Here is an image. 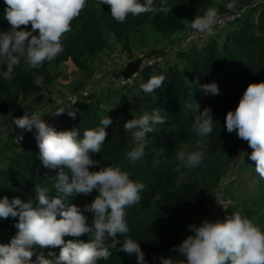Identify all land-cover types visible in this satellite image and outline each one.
I'll use <instances>...</instances> for the list:
<instances>
[{"label":"trees","instance_id":"obj_1","mask_svg":"<svg viewBox=\"0 0 264 264\" xmlns=\"http://www.w3.org/2000/svg\"><path fill=\"white\" fill-rule=\"evenodd\" d=\"M255 3L254 0L242 3L248 7L239 18L220 30L225 34L223 38L211 36L201 48L193 45L174 55L178 63L167 61V66L145 68L135 86L115 91L119 93L117 100L110 102L105 100L107 98L84 96L72 104V100L66 99L60 103L61 108L76 111L74 119L67 113L53 118L45 114L43 118L57 131L80 129L81 138L84 130L100 127L104 117L113 120L106 130L108 137L101 153L92 155V159L101 163L90 170L119 166L130 173V179L146 185L140 203L126 209V219L129 226L127 237L140 244L148 264H161V257L185 259L173 248L193 234L189 225L199 226L203 222L228 168L237 166V177L241 172H247L255 178V183L246 192L242 206L233 202L225 211L223 220L240 211L264 231V179L256 173L255 162L250 159L253 149L248 148L244 163H241L239 156L248 143L238 138L236 132L229 134L225 125L227 112L236 109L247 86L264 81V4L255 6ZM155 4L159 6L160 0H155ZM167 4L172 12L145 13L138 17L129 15L125 22L118 23L111 17L108 5H99L98 0H87L79 17L71 22V31L62 41L64 52L57 58L45 61L35 69L28 68L21 60L11 81L3 79L6 66L0 63V120L40 93L43 85L49 86L57 80L50 70L52 65L72 61L77 68L86 69V59L110 48L106 31L119 42H128L134 33L144 36L147 24H151V31L165 37L181 35L190 29V22L196 15H203L208 7L214 6V0H167ZM5 8L4 0H0V31L10 29L4 18ZM226 12L234 13L222 5L218 6L219 14ZM25 30L30 31L31 25ZM34 34L38 35V31ZM160 75L166 80L156 92L145 94L139 88L150 77ZM213 82L219 87L218 95L206 94L199 87ZM206 107L211 109L213 130L208 137L202 138L193 131L192 124L195 116ZM155 109L160 110V115L166 119L165 124L155 125V131L146 134L142 158L134 163L127 161L126 154L137 145L133 143L131 134L124 131V123L144 112L151 114ZM35 133V128L32 131L21 130L18 134L10 133L11 138L19 141V146L13 144L4 150L8 154L7 168H0V199L5 196L9 201L16 197L24 202L31 199L36 206V185L49 188L50 197L58 195L52 189L50 178L59 170L42 165ZM21 135L23 139L19 140ZM198 143L202 144L205 152L202 164L192 170L181 167L177 171L176 153L180 150L195 151ZM96 195L94 190L89 195L69 196L65 202L66 205H78L83 210L84 205L90 204ZM157 195L160 198L154 201ZM85 215L91 223L92 214ZM17 222L18 217L0 219V244H8L17 233ZM68 239L72 238L65 237ZM79 239L87 242L89 236L85 234ZM118 239L122 244L124 237ZM106 243L110 244V240ZM109 250L112 255L97 264H137L135 255ZM36 251H43L45 255L52 251L59 255V248L37 247Z\"/></svg>","mask_w":264,"mask_h":264},{"label":"clouds","instance_id":"obj_2","mask_svg":"<svg viewBox=\"0 0 264 264\" xmlns=\"http://www.w3.org/2000/svg\"><path fill=\"white\" fill-rule=\"evenodd\" d=\"M4 4V18L10 29L0 31V63L6 66L3 79L11 81L21 60L28 68L35 69L64 52L62 41L71 31V22L86 7L87 0H4ZM98 4L108 5L111 17L118 23L125 22L129 15L138 17L145 13L172 12L167 0H160L159 6L155 0H98ZM225 7L232 10L235 5L228 3ZM219 22L218 9L208 7L203 15L195 16L190 28L196 34L213 36ZM29 24L31 30H25ZM37 31L38 35H35ZM165 80L163 75L152 76L139 88L150 94L162 88ZM199 87L206 94H219L215 82ZM70 99L72 104L77 102ZM195 107L198 109L199 106L195 104ZM64 113L73 119L76 117V111L63 108L55 116ZM42 117L39 111L31 115L25 112L13 123L24 131L36 129L35 139L42 165L59 170L50 178L52 189L58 195L50 197L49 188L36 185V206L31 199L27 202L18 197L11 201L7 196L0 199V219L18 217L17 233L8 244H0V264H97L112 255L110 248L129 256L135 255L137 264H148L140 244L127 237L129 226L126 219V209L140 203L146 185L130 179V173L119 166L90 170L101 163L92 159V155L101 153L108 137L106 130L113 120L104 117L100 127L84 130L81 138L80 129L57 131ZM165 120L160 110L155 109L151 114L144 112L124 123V131L131 134L137 145L126 154L127 161L134 163L145 155L146 134L154 132L155 125L165 124ZM225 125L229 134L236 132L238 138L247 141L253 149L250 159L255 162L256 173L264 179V81L247 86L236 109L227 112ZM212 126L211 109L206 107L195 116L192 129L198 136L206 138L212 132ZM22 139L23 136H19V140ZM244 155L241 152L239 156L241 163H244ZM204 157L200 143L195 151H178L177 171L181 167L188 170L198 167ZM94 190L96 197L84 205L83 210L75 204L66 205L67 197L89 195ZM159 198L157 195L154 201ZM218 203L224 207L222 202ZM85 213L92 214L91 223ZM189 228L193 234L173 248L185 259L161 257V264H264V231L240 211L231 213L223 221L205 219L199 226L192 224ZM85 234L89 236L87 242L79 239ZM120 236L124 237L122 244L118 239ZM65 237L72 239L65 240ZM108 240L110 244L106 243ZM37 247L59 248V255L52 251L47 255L43 251L37 253Z\"/></svg>","mask_w":264,"mask_h":264},{"label":"rangeland","instance_id":"obj_3","mask_svg":"<svg viewBox=\"0 0 264 264\" xmlns=\"http://www.w3.org/2000/svg\"><path fill=\"white\" fill-rule=\"evenodd\" d=\"M245 1L247 0H214L213 7L218 9V6L222 5L225 7L228 3H233L235 7L232 11L235 13H242L248 7L242 5ZM254 2H256L255 6L264 4V0H254ZM220 16H223V14ZM144 29L145 38H143L144 36L142 34L134 33L130 35L128 42H119L113 35L106 31L105 34L109 40L110 48L96 57L86 59V69L82 70L77 68L72 61H69V63L52 65L50 70L57 76V80L49 86L43 85L40 93L23 102L11 115L0 120V168H7L6 160L8 154L5 151L8 150L9 146L13 144L19 146V141L16 138H11L10 133L15 132V134H18L21 131V129L14 125L13 121L15 118L23 116L25 112L31 115L33 112L39 111L43 116L42 119L45 114H49L53 118L56 111L61 109L62 105L60 103L63 100L74 98L78 101L84 96H95L103 100L107 98L105 100L112 102L119 98V93L117 94L113 90L114 81L120 75L132 72L135 68V64L138 62L164 52V55L168 56L169 54V59H167V61L178 63V60L174 58V54H171V51H168V49L177 45L192 29L190 28L185 33L173 37H165L161 34L154 33L151 31V24H147ZM224 35L223 32L215 31V35L212 37L220 39L223 38ZM207 39L208 38L198 41L195 44L197 48H201L205 45ZM167 61L164 64L165 66L169 64ZM39 82H41V80H39ZM116 95H118V97ZM57 100L61 102L58 103ZM5 119L8 121L7 124ZM248 148L249 145L246 144L242 152L246 153ZM234 169L228 168L226 170V175L231 173ZM254 183L255 178L247 172H241L238 174L236 180L229 183L226 196L229 200L231 199L239 206H242L240 204L245 200L246 192Z\"/></svg>","mask_w":264,"mask_h":264},{"label":"built area","instance_id":"obj_4","mask_svg":"<svg viewBox=\"0 0 264 264\" xmlns=\"http://www.w3.org/2000/svg\"><path fill=\"white\" fill-rule=\"evenodd\" d=\"M242 13H231L227 12L223 14V16H220L222 14H219L220 22L215 26V31H220L227 27L231 22H234L237 18L241 16ZM188 35L180 40V42L177 45H174L172 48L168 49V51H171V54H178L180 52H183L187 50L188 48L195 45L198 41L201 39L209 38L210 36H206L203 34H196L193 30H190ZM165 53L158 54L156 56H152L151 58L142 60L135 64V68L132 72L128 74L120 75L113 83V90L114 91H120L132 88L135 86L136 82L139 80L143 70L147 67H154V66H163L167 59H169V54L164 55ZM124 80H130L129 83H122ZM235 168V169H234ZM231 173H228L223 179L220 184V187L217 189L216 196L214 198V201L210 207V210L208 211L207 215L203 218V221L205 219H208L209 221H217L223 220V216L225 211L230 207V205L233 204V201L226 196V190L233 180H236L237 178V166L234 167ZM229 200V201H228ZM218 202H222L224 207L219 204Z\"/></svg>","mask_w":264,"mask_h":264},{"label":"crops","instance_id":"obj_5","mask_svg":"<svg viewBox=\"0 0 264 264\" xmlns=\"http://www.w3.org/2000/svg\"><path fill=\"white\" fill-rule=\"evenodd\" d=\"M145 37H146V36H144L143 38H145ZM106 51H107V50H106ZM104 52H105V51H104ZM102 53H103V52H102ZM99 55H100V54H99ZM67 63H69V61H68ZM11 114H12V113H11ZM11 114H10V115H11ZM8 116H9V115H8ZM6 119H7V118H6ZM6 119H5V121H6ZM2 120H3V119H2ZM5 121H4V122H5ZM7 123H8V121H6V124H7Z\"/></svg>","mask_w":264,"mask_h":264}]
</instances>
